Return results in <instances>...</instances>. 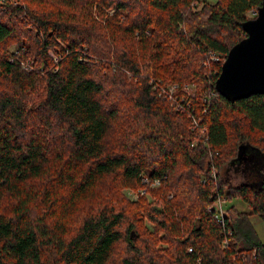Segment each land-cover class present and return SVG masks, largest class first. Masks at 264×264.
Returning <instances> with one entry per match:
<instances>
[{
    "label": "trees",
    "instance_id": "16d2710c",
    "mask_svg": "<svg viewBox=\"0 0 264 264\" xmlns=\"http://www.w3.org/2000/svg\"><path fill=\"white\" fill-rule=\"evenodd\" d=\"M260 5L0 0V264H264V93L214 89Z\"/></svg>",
    "mask_w": 264,
    "mask_h": 264
},
{
    "label": "water",
    "instance_id": "95a60500",
    "mask_svg": "<svg viewBox=\"0 0 264 264\" xmlns=\"http://www.w3.org/2000/svg\"><path fill=\"white\" fill-rule=\"evenodd\" d=\"M242 28L245 36L228 50L214 83V89L229 100L264 93V0ZM244 148L239 145V156Z\"/></svg>",
    "mask_w": 264,
    "mask_h": 264
},
{
    "label": "rangeland",
    "instance_id": "374dc122",
    "mask_svg": "<svg viewBox=\"0 0 264 264\" xmlns=\"http://www.w3.org/2000/svg\"><path fill=\"white\" fill-rule=\"evenodd\" d=\"M96 11V13H94L95 16H93L98 22H100V24L105 20V18L109 17V13H112V11H114L113 9H108L105 6L101 5L100 8L94 10ZM98 12H100L102 15H99ZM255 16H256V12H255ZM253 18V17H251ZM248 19V18H247ZM17 45H10L9 49L10 51H16L17 49ZM209 58L210 60L214 61L218 59V55L215 53H212L211 51L208 52ZM27 59V58H26ZM55 59V58H54ZM29 60V59H28ZM173 84H167V91H162L161 92V96H163L164 99L167 100V98L170 99V97L174 98L177 91L175 90V88H173L172 86ZM186 84H184L183 86H185ZM186 89L189 91V93H193L195 87L192 83L188 84ZM200 92L195 93V94H200ZM205 94H208V92H206ZM181 110L184 111V108H180ZM250 157L252 155H249ZM226 162L222 165L221 169H220V174L223 175L224 177L226 176L227 180H229V182L232 184H238L239 182H242L243 180H247V175L248 172L242 173L246 170V167L244 166V164L241 165H236L234 163H230L228 164V167L226 166ZM240 166H243L240 167ZM224 167V168H223ZM227 167V170L226 168ZM223 168V169H222ZM262 168V167H261ZM257 169V168H256ZM263 173V169L260 170ZM258 175L260 177V173L258 172ZM159 183H157L156 185H158ZM122 192L125 193V195L131 199V200H135L139 197V194H143L144 193V189H142V187L138 188V189H131V188H123L121 189ZM140 192V193H139ZM149 199H153V197L149 196ZM234 204L238 209L240 210H245L247 212L248 208H246L245 203L238 198H232L231 201H227L226 205L228 204ZM222 204H225L224 202ZM87 207V204H86ZM85 209V207H82V212ZM250 220L251 223L253 225L254 230L256 231L257 236L259 237V239H261L262 242H264V221L261 220V218L258 215H251L250 216ZM146 222V221H145ZM159 246H167V244L165 242H159ZM124 253V248H123V244L119 245L115 248L113 254L110 257V260L108 262V264H120V258Z\"/></svg>",
    "mask_w": 264,
    "mask_h": 264
},
{
    "label": "built area",
    "instance_id": "2783aa9c",
    "mask_svg": "<svg viewBox=\"0 0 264 264\" xmlns=\"http://www.w3.org/2000/svg\"><path fill=\"white\" fill-rule=\"evenodd\" d=\"M212 53H213V51H212ZM21 65L24 68V67L27 66V63L26 62H24V63L22 62ZM187 85L188 84H186L184 86V89H186ZM172 86H173V88H176L177 84H173ZM170 98H172V97H170ZM157 183H159L158 180H155V181H153L152 184H157ZM210 208L215 210V217H217L218 219L223 216L224 209L222 207V203L221 202H217L215 207H210ZM210 208H209V210H210Z\"/></svg>",
    "mask_w": 264,
    "mask_h": 264
},
{
    "label": "bare ground",
    "instance_id": "6f19581e",
    "mask_svg": "<svg viewBox=\"0 0 264 264\" xmlns=\"http://www.w3.org/2000/svg\"><path fill=\"white\" fill-rule=\"evenodd\" d=\"M220 71V70H219Z\"/></svg>",
    "mask_w": 264,
    "mask_h": 264
}]
</instances>
